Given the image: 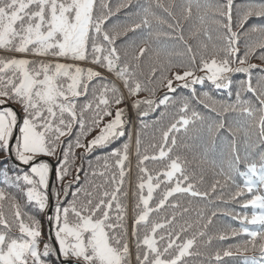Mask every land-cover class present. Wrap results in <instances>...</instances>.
I'll use <instances>...</instances> for the list:
<instances>
[{
	"label": "snow or ice",
	"instance_id": "6c2138e0",
	"mask_svg": "<svg viewBox=\"0 0 264 264\" xmlns=\"http://www.w3.org/2000/svg\"><path fill=\"white\" fill-rule=\"evenodd\" d=\"M125 6L127 5H120ZM173 7V3L166 6L161 0H156L155 3V8L162 9L176 22L175 26L168 23V27L181 32L176 38L183 42L185 52L177 55H187L188 61L187 64L175 65L184 70L172 72V78L161 76L160 86L166 87L168 92H175L173 80L182 82L178 87L184 88L208 81L216 90L227 91L231 98L233 74H246V79L235 83L234 102L217 101L207 91L201 93L198 99L199 103L213 112L219 108L221 115L235 113L246 120L244 124L237 121L236 130L231 126L227 128L233 136L229 142L230 159L226 167L219 165L217 173L223 177L224 183L216 180L211 185V190L214 192L217 187L223 188L229 181L236 184L237 176L243 178V184L236 185L231 199L235 200L247 192L251 198L245 199L241 207H251L252 212L251 216H234L240 221L241 227L232 229L231 235H245L249 238L242 247L237 246L239 251L251 250L255 253L245 257V264H264V152L259 154L258 159L255 158L252 151L254 145L248 140L250 133L255 130L260 143L264 145V75L253 83L252 70L259 66L249 62L258 49L264 50V24H253L244 29L251 17L264 19V0H248L238 10V30L235 31L233 0H225V3L215 7L204 4L201 0H184L180 5V17L173 15ZM106 9L108 11H104ZM209 10L213 17L210 21L207 19ZM111 15L109 4L104 0H0V49L20 54L10 58L0 57V152L7 153L18 165L27 167V171H20L18 168L14 174L4 169L0 171V176L5 186L20 189L27 202L37 206L40 211L49 207L47 189L52 169L48 161L39 159L41 156L56 157L58 163L55 175L57 180L62 181L69 173L75 155L74 149L82 148L84 154H87L94 149L107 147L125 135L124 109L119 105L127 97L132 98L131 106L137 109L146 105L154 111L160 106L167 107L174 103L167 93L157 101L153 98L156 88L148 86L157 79L158 70L163 72L174 66L171 60L165 66L160 62L161 49L151 48L152 38L158 40L162 35L153 32V22L163 24L167 21L157 14L151 2L146 3L137 13L138 21L133 20L130 27L124 26L121 31L105 28ZM194 15L198 25H194L192 36H202L207 41L201 43L196 50L184 39L179 29L180 18L190 20ZM211 25L222 30L221 35L216 38L221 42L219 44L213 41ZM137 30L146 32V36L142 38L144 46L134 52L131 60L127 59V53L122 58L116 46L117 37ZM241 35L245 37L243 55H240V48L237 46ZM150 51H154L160 67L158 69L154 65L151 68L149 79L145 83L138 78L137 69L140 61ZM28 55L51 56L56 58V62H46L44 59L37 61L27 58ZM60 58L71 59L73 63H61ZM259 59L264 61V51ZM78 61L89 62L93 66L81 67L79 63H75ZM101 70L113 74L122 83L127 97L115 83L103 82L94 86L96 81L107 79ZM261 71L264 72V68ZM197 72L203 74L197 75ZM90 89L92 98L88 99ZM142 91L148 92L150 96L138 98ZM192 92L195 96L194 88ZM246 93L252 94L255 102L244 99ZM81 97L85 102L78 104ZM12 103L20 107L22 115L9 106ZM113 104L117 105L114 114L111 108ZM139 115L144 117L148 112L142 111ZM204 122L205 117L190 109L189 103L183 101L179 108V118L162 131V142L153 145V148H159L158 154L140 157V177L136 185L137 191L133 193L136 202L132 209L134 215L131 225V237L136 242L137 264H185V258L193 254L191 249L196 244L197 236L206 235L205 231L199 230L192 237L182 239V234L188 232L193 225H181L179 230L173 228L175 212L160 220L151 218L154 213H159L168 206L169 199L177 194L200 198L209 195L207 191L197 190L192 182L194 177L188 174L181 157L171 155L177 143L175 134L181 129L187 132L189 126L197 123L203 126ZM74 127L75 139H68L65 146L62 138L70 137ZM224 128L225 122L221 120L209 124L208 132L212 134ZM93 129L99 131L84 143L82 137ZM239 130L245 132L246 150L243 157L235 139V132ZM212 142L214 144L215 140ZM136 144L137 155H140L139 134ZM58 148L62 155H58ZM128 150L129 142H125L109 153V156L115 158L114 167L118 169L110 179L107 177V170L113 166L109 165L108 156L104 157L106 171L98 174L105 177V182L93 185L97 190L95 195L93 192H85L86 200L78 205L77 198L81 191L78 189L73 192L74 199L67 206L61 208L57 202L55 215L50 218V222L52 219L55 221V243L58 248L44 243L43 251L40 250L42 233L39 221L29 216V222L26 223L23 218L26 214L22 212L17 198L10 195L5 187H0V264H57L60 258H63L60 264H130L129 232L126 225L128 207L122 202L128 195L126 191H122ZM165 159L169 162L155 174L144 166L146 161ZM241 164L244 165V170L240 169ZM213 165L216 166L215 161ZM80 171L77 167V180ZM63 187L66 195L68 185ZM160 189H163L160 198L153 207L151 202L154 194ZM53 193L59 201L60 192L55 185ZM170 206L173 209L180 207L178 203ZM183 211L187 212L188 209ZM210 223L211 217L203 228L206 229ZM247 225L255 226L256 230ZM14 227L18 228L19 235L12 232ZM220 239L224 237L221 236ZM224 255H232V252L225 251ZM219 259L220 254L217 253L216 260Z\"/></svg>",
	"mask_w": 264,
	"mask_h": 264
},
{
	"label": "trees",
	"instance_id": "16d2710c",
	"mask_svg": "<svg viewBox=\"0 0 264 264\" xmlns=\"http://www.w3.org/2000/svg\"><path fill=\"white\" fill-rule=\"evenodd\" d=\"M104 2L109 4L112 15L109 17L105 24V28L108 30L121 31L124 26L131 25L133 20L139 19L137 13L140 9L145 6L146 3L151 2L154 10L159 16H161L166 23H157L153 22V32L162 33L159 36L158 40L153 37L151 48L153 50L159 48L162 51L160 57V62L164 63L167 66L168 60H171V68H168L167 71H157V79L153 84L148 85L149 87H155L154 99L162 98L166 93L170 96L171 100L174 101L173 104H169L167 107L160 106L159 108L150 110L146 105H141L139 109L133 108L131 106V97H127V91L123 89L122 83L115 78L113 74H110L106 71H102V75L106 77V81H96L94 86H99L103 82L109 84L115 83L120 89L121 92L127 97L119 107L124 109V120H125V135L123 137L117 138L113 141L111 145L104 148H97L93 151L84 154V149L76 148L74 149L75 155L72 158V163L70 165L69 173L63 177V180H57L56 175L54 174L51 180L50 190L47 192L51 195L52 199V213L51 216L47 217V211L49 207L45 208L43 211L38 210L37 206L27 202L26 196L21 193L20 189L15 187H7L3 184L2 176H0V187H5V190L12 196L17 198V201L21 205L22 212L26 215L23 217L25 222L28 221V217L31 216L39 221L41 228V242L40 250L43 251L44 243H50L54 247L58 248V245L55 243V233H54V219L50 218L55 215V207L57 202L61 208L68 205L69 201L74 199L73 192H76L80 189V195L77 198V203H82L86 200L85 192H93L96 194L97 190L93 188V185L103 184L105 182V177H101L98 173L105 170V159L104 157L108 156V163L112 165L110 169L107 170V177L110 179L113 172L118 171L114 167L115 158L109 156V153L113 148H120L125 142H129L128 150V160L125 162L126 176L124 180V186L122 191L128 193L126 198L122 199V202L127 204L128 212L126 225L129 232V245H130V264H137L135 255H136V242L134 238L131 237V225L133 218V205L136 202V198L133 193L137 191L136 185L139 183V167L138 162L140 157L143 155H154L158 154L159 148H153V145H159L162 142V131L165 130L171 123L175 122L179 118V108L182 106L183 101H187L190 105V109H194L197 112L201 113L205 117V122L203 126L200 123H197L194 126H189L187 132L183 129L180 132L176 133L177 143L173 147L171 155L173 157L180 156L181 159L185 162L184 166L188 174L194 177L193 183H195L197 190L207 191L209 195L206 198L192 197L188 194H177L174 197H171L168 202V206L162 209L159 213H154L152 215L153 220H160L166 216H171L173 212L176 213V220L173 224V228L179 230L181 225L190 223L193 227L186 233L182 234V239L192 237L197 231L203 230L206 232V235L203 237L197 236L196 244L191 249L192 255L185 258V264H245V257H250L254 255L253 251L249 250L247 252L237 250V246H243L244 242L249 239L245 235L233 236L231 235L232 229H239L241 223L239 220L235 219L236 214H247L251 216L252 209L251 207L245 209L241 207V204L245 199H249L250 194L245 192L244 196L238 197L235 200L231 199V196L236 191V185L243 184V178L237 176L236 184H233L229 181L223 188L217 187L213 192L211 190V185L216 181L220 180L221 183H224L223 177L219 176V165L223 164L227 166V162L230 159L229 154V142L233 139V136L227 131V128L231 126L234 130L237 128V121L240 124L246 123L244 117H240L235 113L230 114H219L220 109L217 108L216 112L210 110V108H205L203 104L199 103L200 94L207 91L217 101H226L234 102L235 100V83L246 79V74L243 73H234L232 76L234 86L232 88L233 95L231 98L228 96L227 91L216 90L210 82L205 81L203 84L192 85L191 88H184L181 85L182 82L173 80V87L176 88L175 92H168L166 87L160 86V77L167 76L172 78L171 73L180 71L184 69L177 67L181 63L187 64L188 57L187 55L179 56L177 53L185 52V47L182 41L178 40L176 37L181 34V32L174 31V29L168 27V23H172L174 26L176 22L163 12L162 9L155 8L156 0H104ZM166 6L169 3H173L175 7L171 9L173 15L180 17L181 8L180 5L184 3V0H161ZM202 3L211 5L215 7L217 4L225 3V0H201ZM248 0H233V30H238L236 28V23L238 19V10L242 8ZM127 5L125 7H120V5ZM99 5L97 7V13H99ZM104 11H108L107 9ZM212 13L209 10L207 19L210 21L212 19ZM253 24H264V19L251 17L244 25L246 30ZM194 25H198V21L193 16L190 20H184L180 18L179 29L182 31L184 39L192 45L193 49L196 50L198 46L207 42L206 39L202 36L193 37L192 32L194 31ZM242 31V30H241ZM164 33H170L171 35H163ZM222 30H217L215 25H211V35L213 36V41L218 44L221 43L217 41L216 38L221 35ZM146 36V32L143 30H137L136 32L129 31L125 35H120L117 37L116 46L120 51L122 58L125 57L127 53V59L131 60L132 55L139 47H143V37ZM255 39V37H252ZM245 45V37L240 36L237 46L240 48V55H243ZM264 50L258 49L255 56L250 58L249 62L258 65L259 67L252 70L253 83L261 75H264V72L261 71L264 68V61L259 59V55ZM167 54V55H166ZM20 54L8 51L6 49H0V57L10 58L12 56H19ZM27 58L33 60L44 59L47 61L56 62V58L51 56L49 57H35L28 55ZM61 60V61H60ZM59 62L61 63H73L71 59L60 58ZM81 67L93 66L89 62L78 61ZM156 66L158 69L160 64L156 62L154 51H150L147 55L143 57L140 61V67L137 69V75L140 80L147 83L151 68ZM197 75H202L203 73L197 72ZM166 83V81L164 82ZM195 89L196 94L193 95L192 89ZM150 94L148 92L142 91L139 93L138 98H148ZM92 98L91 89L89 90L88 99ZM244 99L251 100L255 102V97L250 93H246L243 96ZM85 99L81 97L78 101V104H83ZM15 106L18 112L22 115L20 107L14 103L10 104ZM258 106V105H257ZM117 105L113 104L111 106L113 114ZM147 111L148 115L141 117L140 112ZM90 115V114H89ZM108 118L106 117L105 120ZM223 120L225 122V128L221 129L219 132H214L209 134L208 125L215 124ZM78 127V126H76ZM76 127H74L73 132L70 137L62 138L64 140L65 146L67 145L68 139H75L76 136ZM99 129H93L86 136L82 137V141L86 143L88 140L92 139ZM129 134H131V139L129 140ZM137 134H139L140 147L139 153L137 155ZM235 139L237 141V146L240 152V155L243 157L246 145L245 132L239 130L235 132ZM213 140L215 143L213 144ZM249 143L254 145L252 151L255 153V158L258 159L259 154L264 152V145H262L256 135V131H252L248 136ZM170 143V141H169ZM58 155H62L61 149L58 148ZM41 160L54 161V172L55 167L57 166L56 157H46ZM99 157V159H97ZM215 161V165H213ZM51 165V161H48ZM168 160H157V161H146L144 166L149 169L150 172L155 174L156 172L164 169L165 165L168 163ZM79 167L81 171L79 172V179H76L77 172L76 168ZM241 170H244V165L241 164ZM19 168L20 171H27V167L24 165H18V163L13 159L9 158L7 153L0 152V171L8 169L10 174H14ZM97 173L93 175V173ZM51 173V172H50ZM53 185L56 189L59 190L60 196L59 201L55 194L53 193ZM64 185H68L67 194L65 195ZM108 186V185H106ZM110 187V186H108ZM163 189L158 190L154 194V200L151 202L153 207L155 203L158 202L160 198V193ZM146 194V190H145ZM172 203H178L180 207L173 209L170 205ZM50 205V199H49ZM187 208L188 211L184 212L183 209ZM5 210L7 212V204H5ZM215 213V215H213ZM202 214V215H201ZM46 216V217H45ZM211 217V223L208 224L207 228L204 229L203 225L207 223L208 218ZM72 217L70 216V219ZM9 219L11 216L9 215ZM253 230H256V227L253 225H247ZM171 230V229H169ZM12 232L16 235H19L18 228H13ZM140 235H143V228L140 230ZM223 236L224 239H220ZM225 251H231L232 255L225 256ZM220 254V259L216 260V254ZM55 260V257H51ZM63 258H60V261L57 264L62 262Z\"/></svg>",
	"mask_w": 264,
	"mask_h": 264
},
{
	"label": "water",
	"instance_id": "95a60500",
	"mask_svg": "<svg viewBox=\"0 0 264 264\" xmlns=\"http://www.w3.org/2000/svg\"><path fill=\"white\" fill-rule=\"evenodd\" d=\"M9 106H11V105H9ZM11 107H13V106H11ZM13 108L18 112V110L15 107H13ZM41 158H42V156L39 159H41ZM46 159L48 161H51V166H52L51 173H50V185H49V188H48V191H49L50 190V187H51V180H52V178H53V176L55 174V172H54V161L51 160V159L49 160L48 158H46ZM49 199H50V205H49L50 207H49V209L47 211V216H50L51 215V211H52V199H51V195L50 194H49Z\"/></svg>",
	"mask_w": 264,
	"mask_h": 264
},
{
	"label": "rangeland",
	"instance_id": "374dc122",
	"mask_svg": "<svg viewBox=\"0 0 264 264\" xmlns=\"http://www.w3.org/2000/svg\"><path fill=\"white\" fill-rule=\"evenodd\" d=\"M61 61V60H60ZM15 107V106H14ZM16 108V107H15ZM41 159H43V156H42V158ZM51 213H52V211H51ZM51 216V215H50ZM46 217V216H45Z\"/></svg>",
	"mask_w": 264,
	"mask_h": 264
}]
</instances>
